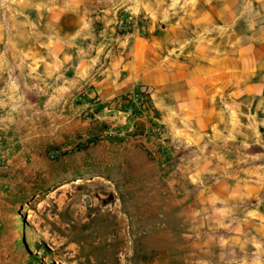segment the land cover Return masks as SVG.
Segmentation results:
<instances>
[{
  "label": "rangeland",
  "instance_id": "1",
  "mask_svg": "<svg viewBox=\"0 0 264 264\" xmlns=\"http://www.w3.org/2000/svg\"><path fill=\"white\" fill-rule=\"evenodd\" d=\"M142 1L0 0V65L22 70L29 21L52 32L63 6L71 28L77 4L87 36L141 33L129 16L145 35L153 19L126 11ZM161 13L162 28L182 18V40L232 44L241 68H254L251 88L225 104L222 132L196 142L164 128L162 159L82 95L17 113L14 129H0V264H264V0H164ZM204 14L214 21L202 32L189 20Z\"/></svg>",
  "mask_w": 264,
  "mask_h": 264
},
{
  "label": "crops",
  "instance_id": "2",
  "mask_svg": "<svg viewBox=\"0 0 264 264\" xmlns=\"http://www.w3.org/2000/svg\"><path fill=\"white\" fill-rule=\"evenodd\" d=\"M163 2L143 0L139 8L127 6L126 11L137 9V13L153 19L145 35L137 31L123 35L95 33L97 40L85 42L83 39L93 36L86 35V24L74 6L77 4L69 10L76 16H72L71 28L63 24L64 6L52 32L34 31L32 27L38 28V24L29 21V48L24 50L29 60L24 58L22 70L0 65V129H14L11 122L22 110L30 113L37 106L47 111L51 106L60 107L64 96L82 95L92 108L101 110L99 119L116 122L126 132L134 125L139 132L145 131L152 119L164 125L170 138L180 131L200 142L210 132H222L224 106H239L240 97L251 88L254 68H241L238 51L231 48L232 44L212 45L211 41L219 36L201 40L203 33H198L182 40L173 28L182 18L167 23L172 27H160ZM189 21L204 27L203 32L214 20L204 14ZM34 34L39 35L40 48L35 45ZM143 87L152 89L154 111L127 122L118 115L121 98ZM49 94L61 99L52 104L47 99ZM33 96H37L36 100ZM92 132L93 128L89 130ZM150 148L157 150L161 145L153 142Z\"/></svg>",
  "mask_w": 264,
  "mask_h": 264
},
{
  "label": "built area",
  "instance_id": "3",
  "mask_svg": "<svg viewBox=\"0 0 264 264\" xmlns=\"http://www.w3.org/2000/svg\"><path fill=\"white\" fill-rule=\"evenodd\" d=\"M127 24H134L137 27L138 31H141V34L147 32V26H143V23L140 24L138 18L129 16L126 20ZM152 89L149 87H143L140 91H131L122 96L121 102L125 104H131L132 107H126L125 110H120L128 120L136 121L140 117L149 115L154 111V106L152 103ZM136 126H132L131 130L128 133H132L134 138L139 140L140 145L143 146L145 152L153 159H162L166 158V136L163 124L158 120L152 119L150 126L147 131L139 134L137 132ZM110 135L112 136H122L124 132L121 129L116 127H111L109 129ZM158 142L161 145V148L155 150L150 148V143Z\"/></svg>",
  "mask_w": 264,
  "mask_h": 264
},
{
  "label": "water",
  "instance_id": "4",
  "mask_svg": "<svg viewBox=\"0 0 264 264\" xmlns=\"http://www.w3.org/2000/svg\"><path fill=\"white\" fill-rule=\"evenodd\" d=\"M114 199H115V197H114L113 195L109 197V200H110V201H112V200H114ZM85 202H86V204L89 205V206L92 204L90 198H85Z\"/></svg>",
  "mask_w": 264,
  "mask_h": 264
}]
</instances>
